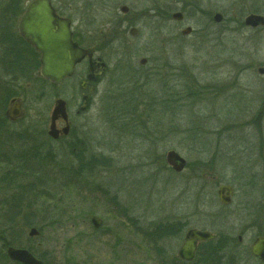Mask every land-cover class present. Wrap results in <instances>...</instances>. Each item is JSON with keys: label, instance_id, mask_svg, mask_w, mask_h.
<instances>
[{"label": "rangeland", "instance_id": "374dc122", "mask_svg": "<svg viewBox=\"0 0 264 264\" xmlns=\"http://www.w3.org/2000/svg\"><path fill=\"white\" fill-rule=\"evenodd\" d=\"M198 2L204 12L221 13L222 21L214 24L212 15L208 20L198 13ZM54 3L72 19L80 44L97 48L106 69L88 109L76 115L84 65L60 84L40 83L36 72L30 80H11L0 43V88L14 95L5 105L0 93V152L11 162L2 161L0 176L19 172L16 186L0 181V264L15 262L2 243L14 233L21 246H9L30 245L50 264H203L200 257L189 263L177 257L190 228L229 239L219 264H261L248 246L264 233V124L251 121L252 96L264 87V74L256 71L264 68V28L242 23L250 12L264 16V0ZM186 4L182 23L168 20L166 10ZM122 5L127 13L120 12ZM132 26L135 35L129 34ZM185 26L193 31L181 36ZM140 58L148 62L142 66ZM15 97L24 116L12 122L4 111ZM56 98L66 103L72 134L38 138L35 128H49ZM33 147V161L21 166L13 158ZM171 149L186 161L180 172L165 161ZM81 162L88 165L79 173ZM221 184L234 188L228 205L217 198ZM17 185H32L21 199L33 204L39 224L25 226L19 216L6 230L4 203L21 195ZM93 216L100 220L97 228ZM175 221L182 223L179 235L153 234L161 222ZM32 227L38 233L29 236Z\"/></svg>", "mask_w": 264, "mask_h": 264}, {"label": "water", "instance_id": "95a60500", "mask_svg": "<svg viewBox=\"0 0 264 264\" xmlns=\"http://www.w3.org/2000/svg\"><path fill=\"white\" fill-rule=\"evenodd\" d=\"M122 12H126V6H120ZM175 18H180L181 14L175 13ZM215 22L222 19L221 13H216L213 17ZM244 24L250 27L264 26V16L261 14L251 13L245 16ZM17 30L20 36L32 46L40 55L39 74L53 84L61 83L65 78L73 75L76 64L84 57L91 58L93 49L82 48L72 39L70 29V20L57 15L50 0H31L25 6L22 14L17 21ZM191 30L187 27L181 31L187 34ZM135 27L129 29V34L135 35ZM144 58L139 60L143 64ZM94 67H89L88 79H92ZM262 71V69H259ZM84 107V106H83ZM82 107V108H83ZM22 116L20 98H12L9 106L5 110V117L14 121ZM61 118L65 122L62 128L64 134L68 132L66 103L61 98L54 100L53 108L50 114V124L48 135L56 139L59 130L55 128V121ZM166 163L175 172H180L186 165L185 159L175 150H168L165 154ZM233 189L230 185L222 184L217 189L218 199L223 204H229L230 195ZM224 194V195H223ZM91 222L95 228L99 226L100 220L93 216ZM37 229L32 227L29 236L36 235ZM215 235L199 229H189L185 234V239L177 251L180 259L191 261L199 241H208L214 239ZM250 251L253 255L264 261V237L259 236L252 243ZM7 257L21 264H44V262L34 256L25 248L8 246L6 248Z\"/></svg>", "mask_w": 264, "mask_h": 264}, {"label": "trees", "instance_id": "16d2710c", "mask_svg": "<svg viewBox=\"0 0 264 264\" xmlns=\"http://www.w3.org/2000/svg\"><path fill=\"white\" fill-rule=\"evenodd\" d=\"M26 2L25 0H6L4 3V6L0 10V43L4 47V55L7 59L6 67L7 70L11 73L13 72L14 76L11 78V80L16 79L15 77H21V78H27L32 76L33 72H36V79L39 80L40 83H46V81L38 75V70L40 66L39 61V53L36 52L18 33L17 30L14 29V24L18 17L21 15L24 9V5ZM3 64V63H2ZM4 66V64H3ZM0 93L2 94V101L4 100V103L6 105V101L13 97L14 95H10L9 89L0 88ZM0 94V95H1ZM173 101V100H172ZM173 104V103H172ZM168 109H173L171 104H167ZM4 111V107H1V112ZM71 146V144H70ZM74 146H71L72 149ZM29 152H19V155H14L13 158H15L17 161H21V166L23 163V160H34V154L36 153V148L33 147L32 149L28 150ZM34 151V152H33ZM71 151V150H70ZM33 152V154H32ZM26 153L27 155L26 157ZM31 153V154H30ZM3 155V157L1 156ZM4 151L0 152V165H2V161L6 163L11 164L10 159L7 155H5ZM75 156L79 159V157L82 156V153H79V155ZM17 157V158H16ZM80 160V159H79ZM103 163V162H102ZM85 165H88V163H79L78 171L79 173L82 171ZM23 168V167H22ZM26 171H28V168H23ZM19 172H15V169L6 172L4 171L3 175L0 176V181H5L6 183L10 184V186H13L15 184V181H17L16 175ZM16 186V185H15ZM20 186V187H19ZM18 188H20V191L22 192L21 195H11L9 199H11L10 203L5 202V210L4 214H2V220H4V228L8 230L10 228L9 226L14 223V221L17 219V217L21 216V220L24 222L25 226H32V225H38L39 222L36 220V210H33L32 206L33 204L31 202H28L27 204H23V199H21L22 195L24 193H29L33 191L32 185L28 186H21L17 185ZM32 204V205H31ZM21 214V215H20ZM182 223L180 221L175 222H161L156 227H154L153 234L156 237L164 238L167 236V234H170L172 236L179 235L180 228ZM38 230H41V227H38ZM263 233V232H261ZM12 238L10 240L4 239L2 243L7 247L9 245L14 246H21L19 242H16L17 233L12 234ZM151 238V237H149ZM18 239V238H17ZM229 242V239L225 237H216L214 240L202 242L199 245V248L202 249V251H199L198 255L203 260V264H219V254H221V249H223ZM26 249H28L32 254H34L37 258L41 259L45 264H50L40 253H36L34 248H32L30 245H22ZM198 248V250H199ZM183 262V261H182ZM186 263V262H184ZM12 264H20L18 262H13Z\"/></svg>", "mask_w": 264, "mask_h": 264}, {"label": "flooded vegetation", "instance_id": "af4514ba", "mask_svg": "<svg viewBox=\"0 0 264 264\" xmlns=\"http://www.w3.org/2000/svg\"><path fill=\"white\" fill-rule=\"evenodd\" d=\"M50 2H51V5L53 6V8H54V10H55V12L57 13V15H59V16H61V17H64V18H68L69 20H70V27H71V33H72V39H73V41H75L80 47H82V48H92L93 49V52H92V55H91V58H89L88 56H84L77 64H76V66H75V70H74V73H73V75H71L70 77H72V76H74V74H75V71H76V68H77V66L78 65H80V64H82V65H84V73H83V76H82V79L79 81V89H80V91H81V93H80V98H81V104L78 106V108L75 110V114L76 115H80V114H82L86 109H88V107H89V104H90V102H91V96H90V94L93 92V90H94V85L96 84V82L97 81H99V74L103 71V70H105L106 69V63L102 60V58L100 57V55H98V53H97V48L96 47H94V46H92V45H83V44H80V42L78 41V39L76 38V36L74 35V33H73V31H72V19L69 17V16H66L65 14H64V12H63V10H61L60 8H58L56 5H55V3H54V0H50ZM201 5L200 4V2H198L197 4L195 3V5H194V8L195 9H197V8H200L199 9V11H198V13H200V14H202V15H206L205 17H208V20H209V17L210 16H208V15H212L211 16V19H210V21L211 22H213L214 24H219L221 21H222V19H223V15H222V19H221V21H219V22H215L214 21V19H213V17H214V15L216 14V13H219V12H215L214 10H210V11H205V12H207V13H205L201 8L202 7H199V6H197V5ZM124 6H126V5H124ZM187 6H189V5H185V6H183V8H181V9H174V8H169L168 10H166V12L168 13L169 12V14H168V20H171V21H174L175 23H182L183 21H184V18H185V16H186V9H185V7H187ZM126 8H127V11L126 12H122L121 10H120V8H119V10H120V12H122V13H127L128 12V7L126 6ZM191 11V10H190ZM214 11V12H213ZM180 13L181 14V17L180 18H175V17H173V15L175 14V13ZM184 12H185V14H184ZM251 13H255V12H250V13H248V14H251ZM247 14V15H248ZM256 14H260V13H256ZM192 15H193V13H192ZM262 15V14H261ZM246 16V15H245ZM245 16H244V18H245ZM244 18H243V21H244ZM245 27H247V28H250V29H260V28H264V26H257V27H250V26H246L245 24H244V22L242 23ZM206 25H210V24H205L204 26H206ZM203 26V28H207V27H204ZM133 27V26H132ZM131 27V28H132ZM187 27H190V26H185L183 29H185V28H187ZM191 28V27H190ZM183 29H181L180 30V34H181V36H187V35H190L191 33H192V31H193V29L191 28V30H190V32L189 33H187V34H182L181 33V31L183 30ZM176 39H178V37H176ZM180 39V38H179ZM178 39V40H179ZM141 59V58H140ZM145 59V62L143 63V64H141V63H139L140 65H142V66H144L148 61H147V59L146 58H144ZM93 66L94 67V70H93V73H92V75H93V77H92V79H88L87 78V75L89 74V67L90 66ZM259 69H262V71H260ZM257 73H258V75L259 76H261V75H263L264 74V68L263 67H258L257 68ZM70 77H67L66 79H68V78H70ZM66 79H64V81L66 80ZM254 101V106L256 107L255 108V111H253L252 112V115H251V117H252V119H251V121H252V123L253 122H257L256 124H259L260 126H262L263 124H264V87H262V88H260L259 89V91L258 92H256L255 93V96H252V102ZM84 106V107H83ZM83 107V108H82ZM22 109V108H21ZM23 110V109H22ZM66 112H67V109H66ZM22 116H24V111H22ZM67 116H68V120H67V123H68V132H67V134H64L63 132H61L62 131V128L65 126V122L62 120V119H60V118H58L56 121H55V128L57 129V130H59V135H58V137H57V139L58 138H68L71 134H72V125H71V123H70V119H69V114H68V112H67ZM16 121V120H15ZM49 121H50V118H49ZM12 122H14V121H12ZM62 123V124H61ZM42 129V128H41ZM35 132L36 133H38V138H52V137H50L49 135H48V129L46 130V131H44L43 129L42 130H40L39 131V129L38 128H35ZM57 139H54V140H57ZM52 140H53V138H52ZM231 187H232V189H233V191H232V193H231V195H230V201H231V197H232V195H233V193H234V188H233V186L232 185H230ZM224 195V194H223ZM186 232H187V230H186ZM186 232L184 233V236H183V241H184V239H185V234H186ZM215 235V234H214ZM259 236H262V237H264V233H258V234H256V235H254V237L252 238V240H251V242H250V244H249V246H248V252H249V254L254 258V259H256L259 263H261V264H264V261L263 260H261V259H259L257 256H255V255H253L252 253H251V251H250V248H251V245H252V243L257 239V237H259ZM215 238H216V235H215ZM214 238V239H215ZM213 239V240H214ZM238 239L239 240H241L242 238H241V236L240 237H238ZM183 241H182V243H183ZM203 241H199L198 243H197V248H196V250H195V252H194V256H193V259L190 261V262H192L194 259H196L197 257H199V255H198V248H199V245L202 243ZM224 249V248H223ZM223 249H221V250H223ZM185 262V261H184ZM186 263H189V262H186Z\"/></svg>", "mask_w": 264, "mask_h": 264}]
</instances>
